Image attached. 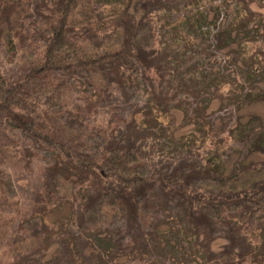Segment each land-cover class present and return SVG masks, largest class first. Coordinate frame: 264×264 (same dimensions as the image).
Segmentation results:
<instances>
[{"label": "trees", "instance_id": "trees-1", "mask_svg": "<svg viewBox=\"0 0 264 264\" xmlns=\"http://www.w3.org/2000/svg\"><path fill=\"white\" fill-rule=\"evenodd\" d=\"M127 1L137 4L140 19L122 14L111 21L110 31L95 32L92 27L104 14L98 0H38L31 7L0 0V169H30L40 152L49 156L31 221L79 203L70 237L53 240L55 226L28 221L10 196L11 181L0 175V264H76L78 258L102 259L106 250L111 260L137 251L169 253L176 250L170 235L187 246L181 254L187 263L264 264V239L258 234L264 229L263 162L225 175L221 166L214 168L216 160L189 149L159 166L140 142L142 134L91 127L70 109L75 81L110 100L132 71L151 88L153 99L161 100L164 113L178 99V68L167 49L157 47L152 16L181 0ZM236 2L247 14L231 29L246 32L259 17L249 13L250 5L263 6L264 0ZM246 42L253 52L249 72L264 71V27ZM2 57L10 68L4 69ZM192 68L195 73L198 65ZM212 82L222 88L220 80ZM186 90L197 97L195 87ZM184 104L187 112L191 104ZM22 217L28 228L16 225ZM219 240L227 244L215 252ZM56 243L63 249L60 256L34 260ZM86 251L93 253L87 257Z\"/></svg>", "mask_w": 264, "mask_h": 264}, {"label": "rangeland", "instance_id": "rangeland-1", "mask_svg": "<svg viewBox=\"0 0 264 264\" xmlns=\"http://www.w3.org/2000/svg\"><path fill=\"white\" fill-rule=\"evenodd\" d=\"M21 1L31 7L38 0ZM98 7L104 14L92 27L95 32L110 31L111 21L122 14L134 15L137 19L143 16L137 4L127 0H98ZM238 10L236 0H181L171 11L152 16L158 35L157 47L167 49L168 60L178 68L176 75L180 94L167 114L160 106L161 100L153 99L151 88L133 71L127 73L125 88L113 89L110 100L100 99L95 92H86L80 82L75 81L76 90L70 106L73 114L91 127H118L121 131L142 134L145 138L140 142H144L149 158L159 166L179 159L189 149L205 157L206 161L216 160L219 164H214V168L217 171L221 166L225 175L248 163H264V71L254 67L252 73L249 72L252 69L249 58L253 52L251 44L246 46L245 43L263 31L264 3L263 6L257 3L250 5L249 13L259 17L246 32L231 29L237 18L247 14ZM184 54L191 59L187 63L183 61ZM1 60L4 69L12 66L4 57ZM194 65H198L195 73L192 72ZM128 78H131V84L127 83ZM212 79L220 80L222 88L217 90ZM186 86L195 87L197 97L190 95ZM184 102L191 104L187 112ZM48 161L49 156L42 151L30 169L3 167L0 175L11 181L10 196L26 212L27 220L53 224V240L64 239L70 237L69 233L74 229L72 224L78 216L79 203L66 204L62 210L46 215L40 213L32 221L30 218L32 204L42 191ZM24 221L22 217L16 225L24 224L28 228ZM164 228L168 230L169 226ZM258 234L264 239L263 228L258 230ZM169 240L171 245H176L173 252L137 251L132 257L120 256L111 260L110 252L106 250L102 259L91 258L88 261L87 258H78L76 264L199 263V260L185 262L181 254L187 246L180 244L181 240L172 235ZM226 244L219 240L212 249L220 252ZM62 252L56 243L34 260L45 263ZM92 253L86 251L85 255L90 257Z\"/></svg>", "mask_w": 264, "mask_h": 264}]
</instances>
